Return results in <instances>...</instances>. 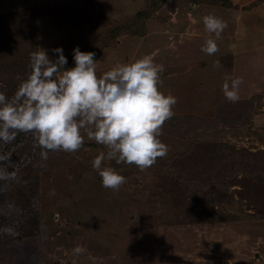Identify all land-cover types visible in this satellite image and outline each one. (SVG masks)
<instances>
[{"label":"rangeland","instance_id":"374dc122","mask_svg":"<svg viewBox=\"0 0 264 264\" xmlns=\"http://www.w3.org/2000/svg\"><path fill=\"white\" fill-rule=\"evenodd\" d=\"M235 1L0 0L7 98L30 53L54 60L58 46L65 67L74 47L94 52L98 77L148 56L163 68L159 90L176 98L163 156L143 170L102 161L126 178L117 190L92 167L108 149L87 128L73 152L25 131L0 140V264H264V0ZM208 14L224 22L219 38ZM236 78L230 101L222 84Z\"/></svg>","mask_w":264,"mask_h":264},{"label":"clouds","instance_id":"9594fccd","mask_svg":"<svg viewBox=\"0 0 264 264\" xmlns=\"http://www.w3.org/2000/svg\"><path fill=\"white\" fill-rule=\"evenodd\" d=\"M202 19L205 29L219 38L223 20L212 14ZM53 51L58 54L54 60L43 48L30 53L31 70L13 96L9 99L0 93V140L10 141L17 131H25L46 149L73 152L83 144L80 129L87 128L88 138L108 149L93 158L92 167L103 187L117 190L126 178L112 167H102V161L114 159L117 164H135L143 170L166 153L159 130L173 115L176 98L158 88L163 68L144 56L98 77L94 52L74 47V66L65 67L63 48ZM201 51L215 53V40L208 38ZM240 83L236 78L222 84L228 100L238 98ZM73 251L79 253L80 248Z\"/></svg>","mask_w":264,"mask_h":264},{"label":"crops","instance_id":"0c3cea01","mask_svg":"<svg viewBox=\"0 0 264 264\" xmlns=\"http://www.w3.org/2000/svg\"><path fill=\"white\" fill-rule=\"evenodd\" d=\"M238 1H241V0H236L235 3H237ZM260 1V0H259Z\"/></svg>","mask_w":264,"mask_h":264}]
</instances>
